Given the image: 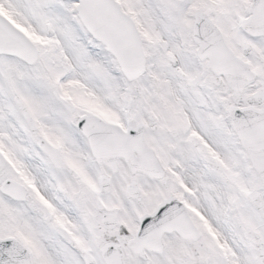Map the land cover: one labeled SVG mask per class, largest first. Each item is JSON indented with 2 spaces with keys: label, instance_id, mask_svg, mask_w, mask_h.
Instances as JSON below:
<instances>
[{
  "label": "snow or ice",
  "instance_id": "snow-or-ice-1",
  "mask_svg": "<svg viewBox=\"0 0 264 264\" xmlns=\"http://www.w3.org/2000/svg\"><path fill=\"white\" fill-rule=\"evenodd\" d=\"M0 264H264V0H0Z\"/></svg>",
  "mask_w": 264,
  "mask_h": 264
}]
</instances>
